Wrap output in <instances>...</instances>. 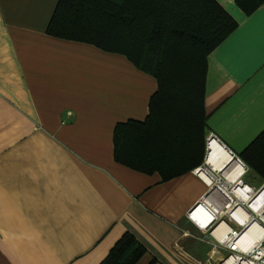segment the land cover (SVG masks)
Returning a JSON list of instances; mask_svg holds the SVG:
<instances>
[{
  "label": "crops",
  "instance_id": "1",
  "mask_svg": "<svg viewBox=\"0 0 264 264\" xmlns=\"http://www.w3.org/2000/svg\"><path fill=\"white\" fill-rule=\"evenodd\" d=\"M58 1L0 0V264H100L125 233L145 249L135 264H213L223 252L186 217L206 191L193 169L162 181L114 160L155 78L48 35ZM214 1L236 28L207 56V135L238 156L264 132V1Z\"/></svg>",
  "mask_w": 264,
  "mask_h": 264
},
{
  "label": "trees",
  "instance_id": "2",
  "mask_svg": "<svg viewBox=\"0 0 264 264\" xmlns=\"http://www.w3.org/2000/svg\"><path fill=\"white\" fill-rule=\"evenodd\" d=\"M263 1L236 4L250 14ZM235 28L214 0H59L46 32L120 54L155 78L147 119L116 125L113 156L168 181L203 163L207 56ZM238 158L264 184V132ZM144 253L125 233L100 264H135Z\"/></svg>",
  "mask_w": 264,
  "mask_h": 264
},
{
  "label": "built area",
  "instance_id": "3",
  "mask_svg": "<svg viewBox=\"0 0 264 264\" xmlns=\"http://www.w3.org/2000/svg\"><path fill=\"white\" fill-rule=\"evenodd\" d=\"M212 143L226 149L235 162H241L238 156L230 152L213 133H209L205 139L204 161L192 171L204 182L206 191L190 207L186 217L204 234V240L213 250L223 252L213 264H225L228 260H232L231 264H264V201L259 203L257 209L252 207L264 191V184L254 189L244 182L243 177L247 169L243 163V170L232 180L228 178L227 165L217 169L208 163L207 156L210 154ZM201 174H204L209 181L202 178ZM236 192L240 195H236ZM221 224L227 226L223 236L219 231ZM254 225H258L261 232L244 249L239 241Z\"/></svg>",
  "mask_w": 264,
  "mask_h": 264
},
{
  "label": "bare ground",
  "instance_id": "4",
  "mask_svg": "<svg viewBox=\"0 0 264 264\" xmlns=\"http://www.w3.org/2000/svg\"><path fill=\"white\" fill-rule=\"evenodd\" d=\"M207 162L212 164L217 169H221L227 165V167H229L228 178L230 180L236 178L243 170L241 162L240 163L235 162L223 147L215 143L211 144V151L210 154L207 156ZM201 177L204 178L206 181H209L204 176V174H201ZM237 194L239 193L236 192V195ZM261 201H264V191L262 192V194H260L257 201L254 203L252 207L257 209ZM225 229H227L226 224H221L219 231L222 232L221 234L222 236ZM260 232L261 229L258 225H254L252 229L245 232L239 241L241 247L246 249L247 246L250 245L259 236ZM218 234L220 233L218 232ZM231 263L232 260H228L225 264H231Z\"/></svg>",
  "mask_w": 264,
  "mask_h": 264
},
{
  "label": "rangeland",
  "instance_id": "5",
  "mask_svg": "<svg viewBox=\"0 0 264 264\" xmlns=\"http://www.w3.org/2000/svg\"><path fill=\"white\" fill-rule=\"evenodd\" d=\"M206 74H207V69H206ZM205 79H206V76H205ZM207 137V134L205 135V138H204V142H205V139ZM243 180L249 184L250 186L252 187H258L260 184H261V180L258 179L252 172L248 171L247 174L243 177Z\"/></svg>",
  "mask_w": 264,
  "mask_h": 264
},
{
  "label": "water",
  "instance_id": "6",
  "mask_svg": "<svg viewBox=\"0 0 264 264\" xmlns=\"http://www.w3.org/2000/svg\"><path fill=\"white\" fill-rule=\"evenodd\" d=\"M207 239V238H206Z\"/></svg>",
  "mask_w": 264,
  "mask_h": 264
}]
</instances>
